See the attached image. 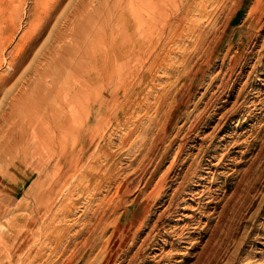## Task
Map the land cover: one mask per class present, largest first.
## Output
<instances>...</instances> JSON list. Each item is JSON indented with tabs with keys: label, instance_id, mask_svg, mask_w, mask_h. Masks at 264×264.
I'll return each mask as SVG.
<instances>
[{
	"label": "rangeland",
	"instance_id": "374dc122",
	"mask_svg": "<svg viewBox=\"0 0 264 264\" xmlns=\"http://www.w3.org/2000/svg\"><path fill=\"white\" fill-rule=\"evenodd\" d=\"M56 1L0 0V82L11 79L0 86V118L16 103L13 119L28 121L45 96L40 107L47 101L49 114L71 123L90 120L75 128L84 132L90 157L35 226L32 185L48 153L38 146L33 156L30 135L0 161V264H73L81 241L73 237L84 219L119 191L115 221L122 236L117 248L111 243L119 254L115 264H264V0L252 12L246 4L233 20L238 0H62L53 12ZM226 21L232 22L225 39L207 63L194 52L197 30L209 46ZM60 35L64 40L56 43ZM52 49L59 53L48 56ZM93 53L117 65L125 75L118 84H101ZM123 53L129 58L123 60ZM24 58L14 74L9 64ZM82 81L88 97L78 95L57 109L54 103L69 99ZM103 89V101L94 100L91 91ZM25 145L31 147L23 154ZM90 174L99 180H83L85 192L69 191ZM64 191L66 199L56 201ZM109 229L88 263L106 259Z\"/></svg>",
	"mask_w": 264,
	"mask_h": 264
},
{
	"label": "bare ground",
	"instance_id": "6f19581e",
	"mask_svg": "<svg viewBox=\"0 0 264 264\" xmlns=\"http://www.w3.org/2000/svg\"><path fill=\"white\" fill-rule=\"evenodd\" d=\"M160 1V0H158ZM62 0H57L54 4H53V12L56 11V9L60 6ZM162 2V1H161ZM224 2V1H222ZM235 2V1H234ZM257 2V0H238V2L236 3V6L234 8V11L232 12L231 14V17L229 18V20H233L236 15L241 11V9L248 3H251L252 4V7L250 9V12L254 11L255 10V3ZM262 2V1H261ZM235 4V3H234ZM231 6V5H230ZM226 8V7H224ZM228 8V7H227ZM261 8L262 6L258 9V13L261 14ZM222 11L224 12V10L222 9ZM264 11V10H263ZM223 14V13H222ZM258 21V20H257ZM232 21H226V23L223 25V30L222 31H216L215 32V35H213V41L212 43L208 46L206 44L207 40L205 38V35L203 32L199 31V29L197 30L199 32V35L198 37H196L194 39V52H195V55L196 54H203L204 57L207 58V63L210 61V59L212 58V56H214L216 54V51L217 49L220 47V45L222 44L223 40L225 39V36H226V28L227 26L231 23ZM261 24V23H260ZM188 28V27H187ZM73 29V28H72ZM70 28L71 31H74L73 33H75V30H72ZM79 29H81L82 31V28L79 27ZM69 30V29H68ZM77 30H78V27H77ZM185 30V29H184ZM80 31V32H81ZM39 32L40 34H42L44 32L43 28L42 27H39ZM70 32V31H69ZM77 32V31H76ZM83 32V31H82ZM194 32V31H193ZM232 32V31H231ZM79 33V32H78ZM192 33V32H191ZM80 34V33H79ZM72 35V34H71ZM77 35V34H76ZM82 35V34H80ZM78 36V37H81V36ZM189 35V34H187ZM231 35V34H230ZM229 35V36H230ZM73 36V35H72ZM232 36V35H231ZM254 36V35H253ZM76 38V37H75ZM84 39V35L82 37ZM252 38V37H251ZM228 39V38H227ZM230 39V37H229ZM228 39V40H229ZM64 40V37L62 35L58 36L57 39L55 40L56 43H59L58 41H62ZM82 40V39H81ZM264 40V38H263ZM230 42V41H229ZM35 42L32 43V46H35L34 45ZM112 44V43H111ZM115 44V42L113 43ZM263 44V42H262ZM110 46V45H109ZM207 46V47H206ZM67 49V47L72 50L75 49V51L77 50H80V48H76L75 45H71V46H65ZM205 47L207 48V50L205 49ZM114 48V47H113ZM117 48V47H116ZM55 49V48H54ZM52 49L51 50V53L49 54L48 53V56L51 55V54H54L56 52V50ZM59 49H62L63 50V47H60ZM112 50V48H111ZM31 51V48L29 50V52ZM55 51V52H54ZM64 51V50H63ZM118 52V51H117ZM56 53H59V52H56ZM91 53V52H90ZM111 53H113L111 51ZM126 53V52H125ZM73 54V53H72ZM71 54V55H72ZM79 53H77L78 55ZM82 58L84 57V54L80 53ZM55 55V54H54ZM117 55V54H116ZM65 56V55H64ZM80 56V55H78ZM80 56V57H81ZM113 56V55H112ZM123 57V60L129 58V54L127 56L124 57V53L123 55H121ZM85 57H88V56H85ZM84 57V58H85ZM182 57H185L184 55H182ZM89 58V57H88ZM105 58V57H104ZM45 59V58H44ZM92 61H94L96 64L94 65V68L97 69V72H98V75H103V78H102V83L101 84H106L108 83L107 85H112V83H119V80H122L123 77L125 76L123 73L121 74L120 70H118V67L117 65H113L115 67H113L109 62H111V59L106 57V59H103L101 60V58L98 56V53H93L92 54ZM26 58H24L23 60H20V59H17V63H14V61H12L10 64H9V67H10V70L15 74L19 68L21 67L22 63L21 61H25ZM188 60V59H187ZM76 61V60H75ZM81 61V60H80ZM80 61H77V63H80ZM130 61V59H129ZM187 62V61H186ZM64 62H62L63 64ZM115 63V61H114ZM66 63H64V65H62L63 68H65ZM85 65V64H84ZM100 65V66H99ZM103 66L104 69L102 68ZM100 67V68H99ZM117 67V68H116ZM84 68V67H83ZM59 69V68H58ZM60 69H62L60 67ZM70 69H73V68H70ZM82 69V68H81ZM85 69V68H84ZM89 69V67H88ZM68 70V69H67ZM73 71V70H72ZM71 71V73H73ZM82 71V70H81ZM87 71V69H86ZM93 71V70H92ZM204 71V70H203ZM199 73H202V71L198 72L197 75ZM124 75V76H123ZM57 76V75H56ZM64 76V75H63ZM197 77V76H196ZM75 78V77H74ZM73 79V78H72ZM11 79H4L1 80L3 82H0V86H6V84L9 83ZM192 81V79H190ZM193 80H195V76L193 78ZM55 81V80H54ZM105 82V83H104ZM193 82V81H192ZM35 84V82L33 81L32 83H30L28 85V87H31L32 84ZM52 85L50 87V91L51 92H55V87L52 88L53 86V81H51ZM117 83V84H118ZM122 83V82H121ZM33 84V86H34ZM78 85H76L74 88H73V91H74V94L72 96L68 98V95H64L63 96V100H59L57 103L55 102L54 103V106L57 108V109H61V110H64L68 107L69 104L72 103L73 99L76 98L78 95H81L82 97H84L87 93H88V86H87V82L85 81H82V82H79L77 83ZM116 85V84H115ZM220 85V84H219ZM102 86V85H101ZM245 87V86H244ZM48 88V87H47ZM32 89V88H31ZM34 89V87H33ZM49 89V88H48ZM96 89H98V86L96 87ZM117 90V89H116ZM49 91V92H50ZM116 92V91H115ZM115 92L113 94H111L108 98V102H110L114 97L113 95L115 94ZM93 93V96H94V100L98 101V102H101L102 98H104V96L106 97V90L103 89V91L101 90H92L90 94ZM58 94V93H57ZM59 97V96H58ZM67 97V98H66ZM86 98L88 96H85ZM113 97V98H112ZM46 97H41L40 101L37 100L36 104L37 105H33V106H36V107H33L32 109V117L31 118H26L28 119L25 120V122L23 121V123H21L20 121L17 122V120L13 119L14 116H15V111L14 108H13V105L16 104L14 103L11 107V109H8L9 112L2 115L1 118H0V138H2V135L5 134V136L8 137V139L6 138L5 142H3L4 138L0 141V161L8 155V152H10L11 154L13 153V150L18 148L20 145H22L21 141L23 139V137L25 136H30L31 138L29 139L28 137V143L30 142H35L34 143V147H31L33 148V152L31 150V154L35 153V151H37L38 153V146H40L41 148H43V150L45 152L48 153V156H49V160H48V163L47 165H44V167L42 168L40 163H39V158L35 156V158H38L37 161L39 163L38 165V171H37V176H36V181L34 182V184L32 186H34V199L36 200L35 203H38L37 205V208H34V210H30L31 212L34 211V216H32V226H35L34 224H37L39 222V224H43L44 223V220L45 218L47 217V214H50V209L51 206L54 204V199L57 198V196L59 195V192L60 190H62V188L64 189L68 179L70 178L71 174L73 173H77L76 170L77 168L79 169V165L84 162V160H88V158L90 157L89 156H85V145H86V140L84 138V132L83 134H81L80 132H78V130H76V126H84V128H86V123H89L88 120L87 122H82L80 121L79 119L75 118L73 120V122L71 123L70 120H68L65 116H58L56 117L55 115L52 114H49V111H48V103L47 101L44 102L43 104V107H40V105L42 104V102L45 99ZM60 98V97H59ZM116 98V97H115ZM115 100V99H114ZM39 101V102H38ZM88 101V100H87ZM103 101V100H102ZM16 102V101H15ZM85 102V101H84ZM21 104V103H20ZM66 104V105H65ZM67 106V107H66ZM39 107V108H38ZM66 107V108H65ZM104 107V106H103ZM38 108V109H37ZM101 109V108H100ZM39 110H40V113H41V118L39 117ZM35 111V112H33ZM36 111L38 112L36 115ZM55 111V109H54ZM92 112V111H91ZM94 113V112H93ZM18 114V113H17ZM35 114V115H34ZM64 114V113H63ZM64 115H67V114H64ZM20 116V115H19ZM18 116V117H19ZM17 117V116H16ZM70 117V116H69ZM97 117V116H96ZM13 119V121H12ZM19 119V118H18ZM22 119V118H21ZM14 120L16 122H14ZM86 121V120H85ZM40 123H43L44 124V127L41 131L39 130H35L34 129V125L36 124H40ZM90 124V123H89ZM70 125H71V128H70ZM40 126V125H38ZM89 128V127H88ZM4 129H6L4 131ZM90 130V129H89ZM94 130V129H93ZM88 131V129H87ZM86 131V132H87ZM4 133V134H3ZM29 133V134H28ZM77 133L78 135L75 136ZM91 133H93L91 131ZM15 135V136H14ZM94 137H91L90 139L92 140ZM100 138V137H99ZM33 139V140H32ZM32 140V141H31ZM30 141V142H29ZM24 143V142H23ZM5 144H7L6 146L8 147L7 150H5ZM32 144V143H31ZM96 145V144H95ZM98 145V144H97ZM29 146V145H28ZM28 146L25 145V149L22 150V153L24 154V152L27 151ZM90 147V146H89ZM22 149V148H21ZM42 150V149H41ZM77 152V154H76ZM88 152V151H87ZM32 154V155H33ZM26 155V154H25ZM37 155V154H35ZM24 156V155H23ZM34 156V155H33ZM16 157V155H15ZM14 155L12 158H15ZM28 157V156H27ZM42 157V156H41ZM19 158V157H18ZM30 158V157H29ZM34 158V157H33ZM34 158V159H35ZM162 158V156H161ZM22 159V158H21ZM25 159V158H23ZM28 159V158H27ZM15 160V159H14ZM30 160V159H28ZM28 160H26L28 162ZM86 160V161H87ZM35 161V162H37ZM47 161V160H46ZM12 162H13V159H12ZM25 164V161L22 162ZM35 165V164H34ZM84 165V164H83ZM82 165V167H83ZM2 166V165H1ZM27 166V165H26ZM31 169L33 170L35 166L31 165ZM79 166V167H78ZM29 167V166H28ZM37 168V167H36ZM30 169V170H31ZM1 170V169H0ZM16 170V169H15ZM36 170V169H35ZM34 170V171H35ZM80 170V169H79ZM42 171H43V174H42ZM79 173V171H78ZM86 173V172H85ZM6 174V173H5ZM84 174V172H83ZM32 175V174H31ZM2 176V175H1ZM4 176V175H3ZM2 176V177H3ZM11 176V175H10ZM79 176V175H78ZM82 176V175H80ZM76 178V177H75ZM82 179L79 180V182H76L75 184L72 183V186L70 187L71 190H69L70 192H74V191H82L84 190V184L83 183V180H87V182L89 183H93V182H97L99 179V175L97 174H90V175H83L81 177ZM35 179V178H34ZM80 179V178H78ZM28 180V179H27ZM71 180V179H70ZM76 180V179H75ZM74 180V181H75ZM46 182H48V184L46 185ZM33 183V182H32ZM94 183V184H95ZM70 184V183H69ZM69 186V185H68ZM118 186V185H117ZM129 186V185H128ZM31 191L33 189V187L30 188ZM66 189V188H65ZM64 189V190H65ZM28 190V189H27ZM63 191V190H62ZM67 191V190H66ZM64 191V192H66ZM107 191V190H106ZM25 192V191H24ZM70 192H68V194H70ZM85 192V190H84ZM129 192V191H128ZM26 195V194H25ZM123 194L120 193H117V195L115 196V200L113 201H109V204L106 205L104 208L103 205L102 207H99L97 208L96 210L92 211V213L88 216H86V218L84 220H86V223L84 222L82 224V228L77 231V233L74 235V239H78L81 237V241L78 245L75 246V258L73 257V264H79L82 260H84V263L83 264H92L90 261V263H88L87 260L90 259V254L93 255V252L96 250V248H99V245L102 244V239L103 237L106 236V233L108 232V221H111L112 222V226L110 227V235L108 236L107 235V239H104L103 242L106 240V243H105V249H107V256H106V259H103V261H101L100 263H94V264H115V261L117 259V256L119 255H115L114 252H115V248L118 247V245L121 243V239L120 237L122 236V231H119L121 230L120 228V224L117 223L116 225V221H115V216H116V210H117V207H118V203H120V197L122 196ZM127 195V194H126ZM31 196V195H30ZM67 197V192L66 194L62 195L60 197V199H57L56 201H60V200H63V199H66ZM72 198V197H71ZM125 198V197H124ZM159 198V197H158ZM123 200V199H122ZM171 200V199H170ZM33 201V200H32ZM65 201V200H64ZM124 201H127L124 199ZM123 201V203H124ZM62 202V201H61ZM72 202V200H71ZM101 202V201H100ZM107 202V201H106ZM126 203V202H125ZM57 204V203H56ZM131 204V203H130ZM99 205V204H98ZM57 206V205H56ZM125 206V205H123ZM20 207V205H19ZM34 207V206H33ZM89 207V206H88ZM98 207V206H97ZM169 207V206H168ZM21 208V207H20ZM55 208V207H54ZM131 208V206H130ZM25 209V208H24ZM28 209V208H27ZM53 210V209H52ZM130 210V209H129ZM29 213V211L27 212ZM87 213V212H86ZM84 213V214H86ZM119 213V212H118ZM125 213V212H124ZM29 215V214H28ZM83 216V217H84ZM118 216V215H117ZM50 221V220H49ZM52 221V220H51ZM118 222V221H117ZM30 223V221H29ZM30 226V225H29ZM46 226V225H45ZM48 226V225H47ZM143 227V226H142ZM38 228V227H36ZM50 228V227H48ZM47 228V229H48ZM53 229V228H52ZM61 229V228H59ZM141 229V228H140ZM32 230V229H31ZM37 231V230H36ZM49 231V230H48ZM46 231V232H48ZM65 231V229H64ZM35 232V231H34ZM49 233V232H48ZM59 234V232H57ZM27 234V233H25ZM34 234V233H33ZM57 234V235H58ZM109 234V233H108ZM138 234V233H137ZM55 235V234H53ZM52 235V236H53ZM56 235V236H57ZM67 235V232L64 233L63 236H66ZM17 236V235H16ZM146 236V235H145ZM12 237V236H11ZM69 237V236H68ZM134 237V236H132ZM131 237V238H132ZM136 238V237H135ZM23 239V238H22ZM133 239L132 238V242L131 243H134L133 242ZM48 240L51 242V236L48 237ZM13 241V239H12ZM26 241V239H25ZM129 241V239H128ZM127 241V242H128ZM142 241V240H141ZM48 242V241H47ZM71 242V241H70ZM75 242V241H74ZM73 242V243H74ZM144 242V241H143ZM53 243V242H52ZM55 243V242H54ZM53 243V244H54ZM111 243L113 244V246H115V248L113 246H111ZM129 242V244H131ZM136 243V242H135ZM27 244V243H26ZM72 244V242H71ZM123 244H126L125 242H123ZM128 244V245H129ZM31 245V244H30ZM57 245V244H56ZM134 245V244H133ZM17 246V245H16ZM130 246V245H129ZM135 246V245H134ZM21 247V246H20ZM126 247V245H125ZM128 247V246H127ZM126 247V248H127ZM141 247V246H140ZM22 248V247H21ZM101 248V246H100ZM25 249V248H24ZM104 249V248H103ZM102 249V250H103ZM137 249V248H136ZM141 249V248H140ZM139 249V250H140ZM18 250V249H17ZM20 250V249H19ZM28 250V249H27ZM126 250V249H125ZM133 250V249H132ZM99 251V250H98ZM104 251V250H103ZM123 251V250H122ZM121 251V252H122ZM138 251V250H137ZM136 251V252H137ZM142 251V250H141ZM14 252V251H13ZM18 252V251H16ZM96 252V251H95ZM120 252V253H121ZM126 252V251H125ZM129 252V251H127ZM132 252V251H131ZM136 252H133L132 254H134L135 256V253ZM98 252H96L97 254ZM130 253V252H129ZM128 253V254H129ZM138 253V252H137ZM95 254V255H96ZM101 254V253H100ZM122 254V253H121ZM126 254V253H125ZM21 255V254H20ZM94 255V256H95ZM23 257V256H22ZM92 257V256H91ZM98 257V256H97ZM127 257V256H126ZM130 257V256H129ZM132 257V256H131ZM89 258V259H88ZM101 258V257H100ZM93 260V258L91 259ZM121 261V260H120ZM118 262V261H117ZM131 262V261H130ZM129 262V263H130ZM127 263V262H126ZM133 263V262H132ZM118 264V263H116ZM120 264V263H119Z\"/></svg>",
	"mask_w": 264,
	"mask_h": 264
}]
</instances>
